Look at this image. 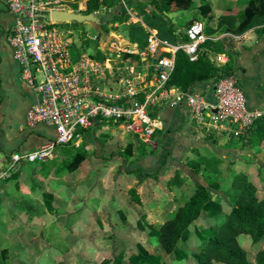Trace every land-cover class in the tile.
<instances>
[{"label": "rangeland", "instance_id": "obj_1", "mask_svg": "<svg viewBox=\"0 0 264 264\" xmlns=\"http://www.w3.org/2000/svg\"><path fill=\"white\" fill-rule=\"evenodd\" d=\"M141 1L145 0H131L128 11L133 16L140 17L136 4ZM201 1L195 0L194 7ZM231 1L237 10V0ZM121 8L122 5H117L97 11L100 25L72 21L60 26L74 30L83 40L86 35L102 34L99 30L106 29L103 23H117V28L127 35L123 24L114 21ZM192 13L189 11L187 15L191 17ZM140 70L142 67L138 66L137 71ZM11 98H14L11 111L6 113L9 135L6 147L16 144L18 137L37 135L21 127L17 100L13 94ZM154 112L157 116L158 111ZM204 130L207 137L217 136L231 148L225 152L228 158L221 164L217 180L210 184L203 179L214 192V198L205 204L202 215L185 232L174 252H166L160 243V227L169 213L194 192L196 176L202 174L194 171L193 167L197 166L191 161L185 164L196 174L190 182L181 169L174 167L163 173L164 176L155 168H150L151 173L136 170L125 174L124 169L136 167V161L155 154L156 145H145L139 137L105 121L85 139L81 150L87 152V158L76 171L63 172L64 157L55 151L43 161L21 163L19 186L11 178L0 188V249L7 251V264H196L192 253L201 250L213 233L212 223L230 209L225 190L234 172L247 171L260 187L258 196L264 198V144L253 149L243 148L240 135L244 131L236 125ZM220 131L225 132L221 135ZM243 151L251 156L242 154ZM10 163L9 160L7 166ZM6 168L0 163V169ZM177 171L186 184L181 188L169 187L167 183ZM118 175L125 179L115 180ZM239 240L248 249V259L254 263L264 240L253 243L245 235Z\"/></svg>", "mask_w": 264, "mask_h": 264}, {"label": "built area", "instance_id": "obj_2", "mask_svg": "<svg viewBox=\"0 0 264 264\" xmlns=\"http://www.w3.org/2000/svg\"><path fill=\"white\" fill-rule=\"evenodd\" d=\"M3 1L15 19L8 42L22 82L35 96L25 127L35 130L39 125L48 126L55 136L35 150L12 153L10 165L0 169V188L21 163L43 161L64 145L81 147L89 133L105 121L155 146L159 122L152 110L163 102L186 105L191 119L203 128L236 125L245 131L263 113L250 109L237 75L218 81L211 97L192 88L181 91L167 87L179 51L196 60L200 47L218 38L206 33L202 21L186 28L185 42L163 38L144 24L149 32L144 47L132 42L117 23H105L107 28L99 30L102 34L84 37L91 42L87 50L80 51L82 36L60 26L71 22L53 18L55 10L79 12L74 7L76 0ZM84 3H79L80 8ZM129 13L128 22H134ZM138 66L142 70L137 71Z\"/></svg>", "mask_w": 264, "mask_h": 264}, {"label": "trees", "instance_id": "obj_3", "mask_svg": "<svg viewBox=\"0 0 264 264\" xmlns=\"http://www.w3.org/2000/svg\"><path fill=\"white\" fill-rule=\"evenodd\" d=\"M76 1L75 9L85 14L122 5L121 11L115 14L114 21L123 24L128 38L140 47L146 45L149 35L145 25L156 29L160 36L173 42L187 41L185 30L195 21H202L206 33L210 36L219 34L240 36L257 26L264 25V0H239L236 12L233 11V7L228 6L226 7L228 12L220 15L214 12L210 0H202L197 7H194L195 0H148L136 4L142 19L137 22H128L131 17L128 11L131 0ZM83 1L84 7L80 8L79 3ZM180 10L183 12L174 18L167 15ZM189 11L193 12L191 17L187 15ZM107 26L108 24H103V28ZM89 44V40H84L79 50H87ZM218 54H227L228 61L219 64L216 60ZM235 61L236 56L227 51L222 39H209L200 47L196 60H191L184 51L177 53L175 68L169 77L167 87L188 91L200 82H211L215 85L221 79L235 75L237 71ZM159 106L153 107L154 117V110L159 111ZM240 136L243 148L261 147L264 144V112ZM84 145L85 143L81 147ZM81 147L71 145L60 147L59 151L64 157L61 165L63 172L72 173L82 166L87 158V152L81 150ZM190 161L197 166L193 167L194 171H199L203 179L210 184L221 175L220 166L223 160L217 154L199 155L188 160ZM18 175L19 171H16L11 178H17ZM167 184L169 187L181 188L186 184V180L180 171H177ZM16 185L19 186V183ZM259 189L247 171L234 172L230 186L225 190L230 209L213 223V233L207 238L201 250L192 253V259L196 264H264V245L256 253L255 262L252 263L248 259V249L239 240L241 235L250 237L253 243L264 240V198L258 196ZM214 195L205 184H199L189 198L167 216L158 236L166 252L172 253L176 250L185 232L200 218L205 204L211 201ZM6 252L5 249H0V264H7Z\"/></svg>", "mask_w": 264, "mask_h": 264}, {"label": "crops", "instance_id": "obj_4", "mask_svg": "<svg viewBox=\"0 0 264 264\" xmlns=\"http://www.w3.org/2000/svg\"><path fill=\"white\" fill-rule=\"evenodd\" d=\"M210 1L216 2L212 4L217 15L227 13L226 7L228 6L233 7L234 12L238 10V8L237 10L235 9L231 0ZM238 3L239 0H237ZM136 21H142V19L134 15V22ZM14 23V17L7 11L4 1L0 0V156L3 159L0 160V163L6 167H8L12 153L35 150L48 139L55 136L53 128L39 125L33 130L37 135L29 134L26 135L25 139H23L24 136L18 137L17 145L13 144L10 147H6L9 137L6 129V113L11 111L9 109L14 101V98H11V94L17 100L15 102L19 106V113L22 117L21 127L25 129H28L25 127L27 112L35 101L33 91L24 85L21 80L19 65L14 58L13 49L7 39L8 32ZM217 36L225 42L227 51L236 56L235 67L237 71L235 75L239 77L240 83L246 92L250 109L264 111V25L257 26L240 36L231 34H219ZM216 60L219 64H224L228 61V55L218 54L216 55ZM192 89L211 97L214 93V84L211 82H200L194 85ZM155 117L159 122V127L154 133L156 153L136 161V164H138L136 167L124 169L125 174L127 171L136 170L146 174L152 172L150 168H155L157 172L159 171L164 176L163 173L169 172L170 168L174 167L181 169L190 182L196 174L185 166L189 159L199 155L217 154L223 160L222 165L225 163L228 158V154L225 152H229L231 148L229 143H223L217 136L207 137L208 135H206L207 132L204 128L191 119L186 105H173L171 102H163L159 106L158 114ZM224 132L220 131V134L223 135ZM30 140L31 143L29 144ZM221 148H226V151H221ZM244 154L251 156L249 152ZM179 165L184 166L181 168ZM18 177L14 178L16 183ZM119 177L125 179L122 175H118L115 180ZM196 178L198 180L197 185L204 184L201 175L196 176ZM214 216L216 214H213Z\"/></svg>", "mask_w": 264, "mask_h": 264}, {"label": "water", "instance_id": "obj_5", "mask_svg": "<svg viewBox=\"0 0 264 264\" xmlns=\"http://www.w3.org/2000/svg\"><path fill=\"white\" fill-rule=\"evenodd\" d=\"M179 13H182V10L178 12L167 13L169 18L176 17ZM53 18L55 21L59 22H77V23H84V22H93L98 25L101 24V19L94 13H82V12H72L67 10H55L53 11ZM175 22V20H174Z\"/></svg>", "mask_w": 264, "mask_h": 264}]
</instances>
